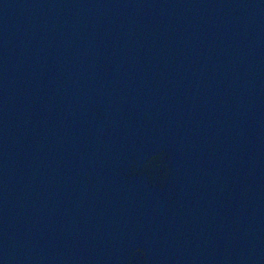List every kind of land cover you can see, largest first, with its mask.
Masks as SVG:
<instances>
[{
	"label": "water",
	"instance_id": "95a60500",
	"mask_svg": "<svg viewBox=\"0 0 264 264\" xmlns=\"http://www.w3.org/2000/svg\"><path fill=\"white\" fill-rule=\"evenodd\" d=\"M0 264H264V0H0Z\"/></svg>",
	"mask_w": 264,
	"mask_h": 264
}]
</instances>
